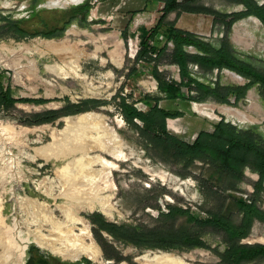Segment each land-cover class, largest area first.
<instances>
[{
	"label": "rangeland",
	"instance_id": "374dc122",
	"mask_svg": "<svg viewBox=\"0 0 264 264\" xmlns=\"http://www.w3.org/2000/svg\"><path fill=\"white\" fill-rule=\"evenodd\" d=\"M56 1L0 0V26L13 19L30 33H41L16 37L0 29V78L16 98L47 100L0 107V263L84 264L85 255L71 259L61 253L63 246L80 242L83 229L100 247L102 264H159L164 255V264H233L224 256L230 248L264 244V220L255 217L249 235L240 239L206 222L185 226L183 219L181 238L154 245L160 240L150 239L148 231L163 222L170 205L190 208L201 219L225 214L245 225L234 199L256 202L264 211V179L258 191L261 176L250 166L237 176L204 159L186 164L163 154L142 121L128 123L120 108L125 100L144 112L157 104L181 111L167 119V130L189 143L223 119L264 146V98L257 85L249 90L253 102L249 91L229 103L171 99L159 83H182L174 43L163 52L137 56L165 16L164 28L173 23L264 71L263 23L249 19L243 0H176L178 8L166 14V2L159 0ZM87 1L93 5L87 22L77 18L66 26L74 9ZM255 1L264 9V0ZM63 27L58 36L42 34ZM150 42L161 48L165 38L158 33ZM59 43L75 51L62 55L56 51ZM184 50L187 71L195 79L219 88L247 82L229 69L199 63L194 46ZM182 88L186 96L198 95L193 85ZM90 99L100 105L77 111V104ZM49 111L58 117L37 122L36 114ZM90 112L92 117L80 118ZM92 145L105 150L88 149ZM98 155L115 169L90 167L89 160ZM101 225L128 240L101 231ZM193 237L202 243L193 245ZM236 264H264V257Z\"/></svg>",
	"mask_w": 264,
	"mask_h": 264
},
{
	"label": "trees",
	"instance_id": "16d2710c",
	"mask_svg": "<svg viewBox=\"0 0 264 264\" xmlns=\"http://www.w3.org/2000/svg\"><path fill=\"white\" fill-rule=\"evenodd\" d=\"M159 1L166 2V6L163 9L164 14L178 8L176 0ZM243 3L247 8V14L257 17L264 25V9L262 6L255 0H243ZM92 7L93 5L90 1L77 6L66 26L77 18L80 19L81 24L87 22L88 14ZM164 18L165 16H162L159 19L157 25L149 35V39L144 42L142 48L138 51L137 56L139 60L150 52H163L170 41L174 43L175 58L181 67L183 80L182 83L178 85L160 81L159 88L168 98H180L183 100L188 99L195 101H204L208 98H214L222 103H229L231 97H234L237 101L244 98L248 91L255 85L258 86V89L264 98V71L258 70L251 64L240 60L228 52L213 47L211 44L191 32L175 27L173 23H168L164 28ZM65 27L60 30L54 29L42 34L46 37L52 38L63 32ZM0 29H5L16 37L37 36L41 34L30 33L28 30L21 27L17 20L13 19L8 20L1 25ZM158 33H162L165 38V43L161 48L150 42ZM186 45H192L200 52L197 59L199 63L209 67L229 69L244 77L247 82L244 85H229L219 88L212 87L209 84L195 79L187 71L188 61L187 54L184 50V46ZM183 83L193 85L196 88L198 95L194 96L190 94L189 96H186L182 88ZM17 102L44 103L47 102V100L16 98L12 93L11 85H6L0 78V107L8 109ZM98 105H100L99 101L90 99L77 104L76 108L77 111H83L94 108ZM120 108L124 119L128 123L136 124L134 122L135 119L142 121V127L148 129L152 141L163 154L179 157L186 164H193L197 159H204L208 164H219L225 169L234 172L237 176H239L247 166H250L261 176V181L257 186V190H261L262 181L264 179V146H262L258 140L251 135V133L241 131L233 124L221 119L214 125L213 131L202 130L199 132L196 140L193 143H189L167 130V119L181 116L183 114L181 111L172 112L159 107L157 104L144 112L125 100L121 102ZM57 117L58 115L55 111L36 114L37 122L40 123L53 121ZM234 202L246 217L245 225L237 224L225 214H214L210 217L201 219L190 208H184L179 205H170L168 211L162 213V217H164L163 222L150 229L148 231V237L152 240H160L158 243H154V245H171V243L166 242V240H174L178 237L181 238V236H183L182 233L185 231L182 225L183 223L185 226H188V224L193 222H206L221 230L227 231L235 238H244L249 235V226L255 217L264 220V211L258 207L256 202H248L242 197L235 198ZM183 219L184 221H182ZM181 221L183 223H181ZM112 225L114 227L116 226V224ZM103 230L109 232L114 238L128 240L107 225H101V231ZM200 243H202L200 237H193V245H198ZM224 256L225 258H231L233 264L240 263L247 257H264V244L237 245L230 248ZM83 262L84 264H93L92 261L87 258H84Z\"/></svg>",
	"mask_w": 264,
	"mask_h": 264
},
{
	"label": "bare ground",
	"instance_id": "6f19581e",
	"mask_svg": "<svg viewBox=\"0 0 264 264\" xmlns=\"http://www.w3.org/2000/svg\"><path fill=\"white\" fill-rule=\"evenodd\" d=\"M67 1H73V2L80 1V2H82L81 0H62V1L59 0V1H56L55 3L56 4H65ZM53 6L54 7L55 6L65 7V5H53ZM249 19H251L252 21H254L257 24H260V20L257 17H255V16H250ZM241 23H242V21H240L238 24H236L234 26V31L236 33H238V31H239L238 27L240 25H242ZM56 51L59 52L62 55H65L67 53H73L75 51V49L70 47V46H66V44L59 43V44L56 45ZM228 72L231 75L242 79V77H240L236 73L230 72V71H228ZM253 97H254L253 96V92L249 91L248 99H249L250 102H253ZM92 116H93V114L90 112V113H85V114L81 115L80 118L84 119V118H89V117H92ZM92 148H94V149L99 148L101 150H105V148L103 146H101V145H95V146L92 145V146H89L88 149H92ZM107 154L111 155L112 153H107ZM88 163L91 165L90 167H92V165H94V164L95 165L99 164V165H101L103 167H106V168L115 169V166H116V165H113L112 163L108 162L105 158H103L102 156H99V155L98 156H94L93 158H91ZM78 223H81V221L76 222V224H78ZM85 231H84V229L81 231L80 239H78L80 241L79 243H75V245H72L71 247L70 246L69 247L63 246V248L61 249L62 255L65 258H71V259H76V258L79 259L80 256L85 255L89 259H91L92 261L97 262L98 264H102V262H101L102 252H101L100 247L94 241V239L91 238L90 235L86 234ZM0 244L4 245L3 243H0ZM57 251L59 252V250H57ZM166 256L164 255L162 257H160V256L159 257L164 260V259H166ZM169 257H171V256H169ZM0 258H3V256L1 255ZM161 259L159 260V264H164V261L161 263ZM107 262H110V260H107ZM121 264H126V263H121ZM144 264H149V263H144Z\"/></svg>",
	"mask_w": 264,
	"mask_h": 264
},
{
	"label": "water",
	"instance_id": "95a60500",
	"mask_svg": "<svg viewBox=\"0 0 264 264\" xmlns=\"http://www.w3.org/2000/svg\"><path fill=\"white\" fill-rule=\"evenodd\" d=\"M241 76V75H240ZM91 260V259H90ZM107 263H110V262H107Z\"/></svg>",
	"mask_w": 264,
	"mask_h": 264
},
{
	"label": "built area",
	"instance_id": "2783aa9c",
	"mask_svg": "<svg viewBox=\"0 0 264 264\" xmlns=\"http://www.w3.org/2000/svg\"><path fill=\"white\" fill-rule=\"evenodd\" d=\"M137 52V51H136Z\"/></svg>",
	"mask_w": 264,
	"mask_h": 264
}]
</instances>
